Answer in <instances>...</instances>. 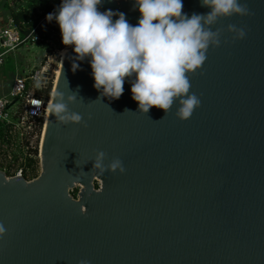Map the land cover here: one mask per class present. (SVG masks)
I'll use <instances>...</instances> for the list:
<instances>
[{"label": "water", "instance_id": "obj_1", "mask_svg": "<svg viewBox=\"0 0 264 264\" xmlns=\"http://www.w3.org/2000/svg\"><path fill=\"white\" fill-rule=\"evenodd\" d=\"M242 2L250 14L219 20L220 47L189 74L201 106L188 120L178 104L139 112L127 81L119 99H101L89 62L69 46L40 174L0 170V264H264V0ZM133 4L103 0L100 10L135 25ZM183 5L189 16L209 11L201 0ZM76 93L68 108L82 122L62 121L54 107ZM99 152L125 172L93 168Z\"/></svg>", "mask_w": 264, "mask_h": 264}, {"label": "clouds", "instance_id": "obj_2", "mask_svg": "<svg viewBox=\"0 0 264 264\" xmlns=\"http://www.w3.org/2000/svg\"><path fill=\"white\" fill-rule=\"evenodd\" d=\"M102 2L61 0L46 19L59 25L62 43L72 47L75 59L89 62L101 99H119L127 81L139 112L146 114L156 107L167 114L178 104L176 115L181 120L190 119L201 106L200 98L190 92L189 74L202 68L210 47H220L221 30L213 26L222 18L250 14L242 0H201L209 11L190 16L183 12V0H134L133 8L140 17L133 25L123 12L101 11ZM228 31L236 39L246 36L244 28L232 24ZM77 96L68 95L67 102L55 105L54 112L62 121L82 122V116L68 108ZM104 160L105 153H97L93 168L101 173L125 172L120 159L107 166ZM4 231L0 224V234ZM80 264L89 262L81 260Z\"/></svg>", "mask_w": 264, "mask_h": 264}, {"label": "built area", "instance_id": "obj_3", "mask_svg": "<svg viewBox=\"0 0 264 264\" xmlns=\"http://www.w3.org/2000/svg\"><path fill=\"white\" fill-rule=\"evenodd\" d=\"M39 39L40 36L35 33V29L23 35L11 16L7 19V23L0 27V46L4 48L0 57L18 49L23 44L35 43ZM43 72L44 67L29 74L15 76L9 93L7 95L0 94V131L4 135L3 139L0 138V170L4 171L8 177L24 176L28 180L34 179L27 178L26 168L29 167H26L25 161V155L31 153L28 155L32 156L33 152L30 151L36 149L37 153L33 156L37 160L35 168L38 165V149L32 144L33 138H39L41 163V137L51 109L54 88L53 86L48 99L40 94L42 88L40 80L42 79L41 75H44ZM32 81L38 84V88L33 89L30 86ZM16 139H25L24 145L28 151H24V148L21 147V153H12V146L15 145ZM4 147L9 150H5ZM1 159L7 160L8 164L3 165ZM19 159L22 160L20 163L22 167L11 168V163L19 161ZM31 168L33 169V167Z\"/></svg>", "mask_w": 264, "mask_h": 264}, {"label": "rangeland", "instance_id": "obj_4", "mask_svg": "<svg viewBox=\"0 0 264 264\" xmlns=\"http://www.w3.org/2000/svg\"><path fill=\"white\" fill-rule=\"evenodd\" d=\"M21 6H25V1H18V0H0V27L3 24L7 23V19L12 16V12L14 10L20 9ZM57 29L54 32L55 34H59L60 28L59 25H56ZM69 47V46H66ZM65 48V47H64ZM63 48V49H64ZM63 49H55L51 53L48 51L47 48L43 46H38L36 43H28L23 44L18 49L10 51L5 56L7 61H10L14 58L19 61L20 64H24V68L26 69L25 74H29L32 71L40 70L44 67V75H41L42 79L40 80L41 89L40 94L43 95L44 90L47 88L50 82H52V88L54 86V80L56 78V71L58 70L60 63L62 62V58L60 55L59 50L62 52ZM0 51H4V48L0 46ZM21 70V69H20ZM13 78V75H0V94L7 95L11 89L10 81ZM12 85V84H11ZM33 89L38 88V84L32 81L30 85ZM40 86V85H39ZM40 88V87H39ZM25 139H16L15 145L12 146V153H21V147L24 148V151H28L24 145ZM17 144V145H16ZM33 146H37L38 149V165L36 168L29 167L26 168V175L27 178H36L41 172V163H40V149H39V138L32 139ZM6 145V144H5ZM5 150H9L8 148L4 147ZM23 150V149H22ZM2 164H8V161L5 159H1ZM21 159L19 161H15L11 163V168H20L21 166ZM80 186L74 188L71 193L74 196V193H78Z\"/></svg>", "mask_w": 264, "mask_h": 264}, {"label": "trees", "instance_id": "obj_5", "mask_svg": "<svg viewBox=\"0 0 264 264\" xmlns=\"http://www.w3.org/2000/svg\"><path fill=\"white\" fill-rule=\"evenodd\" d=\"M25 1V6H21L20 9L12 12V17L18 24L23 35L32 32L35 29V33H38L40 39L35 43L38 46H43L51 53L55 49H62L65 45L62 43L61 33L55 34L57 23L55 21L49 23L46 19L49 13H52L57 6L61 3V0H18ZM52 91V82L49 83L47 88L43 92V96L48 99ZM3 132L0 131V138L3 139ZM33 152L32 156L25 155L26 167H33L37 163V160L33 157L37 153V150ZM17 158V156H16ZM18 159V158H17ZM98 187V185H97ZM77 196V193H74Z\"/></svg>", "mask_w": 264, "mask_h": 264}, {"label": "crops", "instance_id": "obj_6", "mask_svg": "<svg viewBox=\"0 0 264 264\" xmlns=\"http://www.w3.org/2000/svg\"><path fill=\"white\" fill-rule=\"evenodd\" d=\"M3 52L0 51V54ZM7 53L0 57V75H13V78L10 81L11 86L15 76L25 74L27 71L24 68V64H20L19 61L16 62L14 58L7 61L5 57Z\"/></svg>", "mask_w": 264, "mask_h": 264}, {"label": "bare ground", "instance_id": "obj_7", "mask_svg": "<svg viewBox=\"0 0 264 264\" xmlns=\"http://www.w3.org/2000/svg\"><path fill=\"white\" fill-rule=\"evenodd\" d=\"M68 49H69V47H65V48L63 49L62 52L60 51V55H61L62 60H63V58H64L66 52L68 51ZM60 64L62 65V62H61ZM61 65L59 66L58 70L56 71V78H55V80H54V86H55L56 83H57L58 76H59L60 69H61ZM53 94H54V92H52V95H53ZM52 100H53V96L51 97V101H52ZM47 121H48V120H47ZM46 128H47V122H46V124H45V129H44L43 134H42V137H41V143H40V144H41V148H42V145H43V140H44V136H45Z\"/></svg>", "mask_w": 264, "mask_h": 264}]
</instances>
